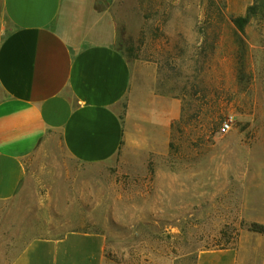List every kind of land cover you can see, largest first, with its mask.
<instances>
[{
    "label": "rangeland",
    "instance_id": "1",
    "mask_svg": "<svg viewBox=\"0 0 264 264\" xmlns=\"http://www.w3.org/2000/svg\"><path fill=\"white\" fill-rule=\"evenodd\" d=\"M93 8L132 65L118 109L122 149L84 165L57 137L44 144L18 195L0 202L1 248L18 253L35 239L85 231L106 236L107 264H197L220 250L237 264H264V235L248 230L264 225V5L243 33L226 0Z\"/></svg>",
    "mask_w": 264,
    "mask_h": 264
},
{
    "label": "crops",
    "instance_id": "2",
    "mask_svg": "<svg viewBox=\"0 0 264 264\" xmlns=\"http://www.w3.org/2000/svg\"><path fill=\"white\" fill-rule=\"evenodd\" d=\"M254 1L226 3L229 13L244 15ZM94 2L0 0V202L18 195L28 161L53 138L84 165L111 162L122 149L118 109L131 90L132 65L116 47L114 27L99 26L105 16ZM84 15L88 32L79 26ZM106 249L104 234L71 231L32 240L18 253L0 246V264H107ZM197 264L237 259L231 250L206 251Z\"/></svg>",
    "mask_w": 264,
    "mask_h": 264
},
{
    "label": "trees",
    "instance_id": "3",
    "mask_svg": "<svg viewBox=\"0 0 264 264\" xmlns=\"http://www.w3.org/2000/svg\"><path fill=\"white\" fill-rule=\"evenodd\" d=\"M264 5V0H255L254 4L251 5L246 14L243 15H238V16H233L231 18L232 23L234 24V26L240 31V32H244L245 31V27L248 25L251 17L253 15H255L257 13V10L262 7ZM250 232L253 233H258L261 235H264V225L263 224H259V223H252L249 226L248 229Z\"/></svg>",
    "mask_w": 264,
    "mask_h": 264
},
{
    "label": "built area",
    "instance_id": "4",
    "mask_svg": "<svg viewBox=\"0 0 264 264\" xmlns=\"http://www.w3.org/2000/svg\"><path fill=\"white\" fill-rule=\"evenodd\" d=\"M231 128H232V122H231V120H226L222 124V126L220 128L221 134L225 135V134L229 133L230 130H231Z\"/></svg>",
    "mask_w": 264,
    "mask_h": 264
}]
</instances>
